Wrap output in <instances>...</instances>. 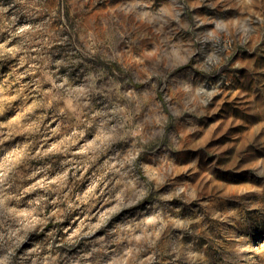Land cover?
<instances>
[{
	"label": "clouds",
	"instance_id": "clouds-1",
	"mask_svg": "<svg viewBox=\"0 0 264 264\" xmlns=\"http://www.w3.org/2000/svg\"><path fill=\"white\" fill-rule=\"evenodd\" d=\"M0 264H264V0H0Z\"/></svg>",
	"mask_w": 264,
	"mask_h": 264
}]
</instances>
